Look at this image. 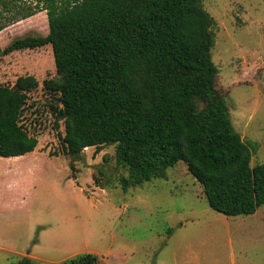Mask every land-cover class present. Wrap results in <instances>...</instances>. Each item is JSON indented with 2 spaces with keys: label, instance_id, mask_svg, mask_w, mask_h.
I'll return each instance as SVG.
<instances>
[{
  "label": "trees",
  "instance_id": "1",
  "mask_svg": "<svg viewBox=\"0 0 264 264\" xmlns=\"http://www.w3.org/2000/svg\"><path fill=\"white\" fill-rule=\"evenodd\" d=\"M41 12L49 33L17 38L4 53L51 46L56 78L41 89L56 128L63 121L65 155L114 146L128 172L117 175L123 190L183 162L215 212L250 216L264 205V163L251 166L255 148L216 88L215 22L201 0H0V32ZM39 88L32 75L0 86L1 158L36 150L21 117ZM100 175L110 183L108 170ZM101 262L84 253L63 264Z\"/></svg>",
  "mask_w": 264,
  "mask_h": 264
},
{
  "label": "rangeland",
  "instance_id": "2",
  "mask_svg": "<svg viewBox=\"0 0 264 264\" xmlns=\"http://www.w3.org/2000/svg\"><path fill=\"white\" fill-rule=\"evenodd\" d=\"M201 2L215 22L216 88L235 130L255 148L251 166L263 164L264 0ZM48 33L45 12L0 32V86L26 75L40 83L21 117L38 140L34 155L0 158V264L23 257L63 264L84 253L101 264H264V205L251 217L215 212L183 162L123 190L117 175L128 172L114 146L87 148L77 160L64 154L63 121L56 128L41 89L56 78L51 46L4 53L17 38Z\"/></svg>",
  "mask_w": 264,
  "mask_h": 264
},
{
  "label": "crops",
  "instance_id": "3",
  "mask_svg": "<svg viewBox=\"0 0 264 264\" xmlns=\"http://www.w3.org/2000/svg\"><path fill=\"white\" fill-rule=\"evenodd\" d=\"M34 153L35 152H33V153H30V154H28V155H25V156H20V157H14V158H20V159H22V158H26V157H32L33 155H34ZM1 158V157H0ZM11 159V158H10ZM253 216V215H252ZM248 217H251V216H248ZM103 259V258H102ZM35 261V260H34ZM37 262V261H36ZM174 263L176 264L177 262L176 261H174ZM157 264V263H156ZM159 264V263H158Z\"/></svg>",
  "mask_w": 264,
  "mask_h": 264
},
{
  "label": "bare ground",
  "instance_id": "4",
  "mask_svg": "<svg viewBox=\"0 0 264 264\" xmlns=\"http://www.w3.org/2000/svg\"><path fill=\"white\" fill-rule=\"evenodd\" d=\"M14 159H17V158H14Z\"/></svg>",
  "mask_w": 264,
  "mask_h": 264
},
{
  "label": "water",
  "instance_id": "5",
  "mask_svg": "<svg viewBox=\"0 0 264 264\" xmlns=\"http://www.w3.org/2000/svg\"><path fill=\"white\" fill-rule=\"evenodd\" d=\"M3 52H1V54H2Z\"/></svg>",
  "mask_w": 264,
  "mask_h": 264
}]
</instances>
